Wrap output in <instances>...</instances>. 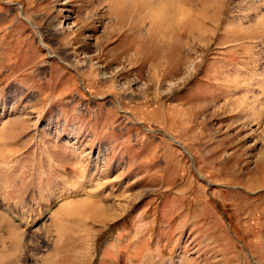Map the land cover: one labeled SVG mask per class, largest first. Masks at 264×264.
Returning a JSON list of instances; mask_svg holds the SVG:
<instances>
[{"label": "rangeland", "instance_id": "374dc122", "mask_svg": "<svg viewBox=\"0 0 264 264\" xmlns=\"http://www.w3.org/2000/svg\"><path fill=\"white\" fill-rule=\"evenodd\" d=\"M0 264H264V0H0Z\"/></svg>", "mask_w": 264, "mask_h": 264}]
</instances>
